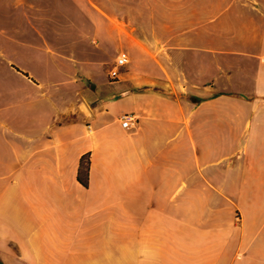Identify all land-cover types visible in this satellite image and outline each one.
<instances>
[{"label": "crops", "instance_id": "crops-1", "mask_svg": "<svg viewBox=\"0 0 264 264\" xmlns=\"http://www.w3.org/2000/svg\"><path fill=\"white\" fill-rule=\"evenodd\" d=\"M5 23L46 46L0 59L1 264H264V0H0Z\"/></svg>", "mask_w": 264, "mask_h": 264}, {"label": "rangeland", "instance_id": "rangeland-1", "mask_svg": "<svg viewBox=\"0 0 264 264\" xmlns=\"http://www.w3.org/2000/svg\"><path fill=\"white\" fill-rule=\"evenodd\" d=\"M55 24H47V26H54ZM61 43L57 44L56 41H48V44L52 48H60L63 50L71 51L73 50L75 45V42L72 40L68 41H60ZM45 41L37 40L36 43L32 44H26L23 41H20L16 37V33L12 28L11 24L5 23L0 24V59H8L13 56V54L18 51L21 48H25L28 46L34 47V48H43L45 47ZM114 58V56H113ZM112 60L108 63V66L111 65ZM106 66V68L108 67ZM107 70V69H106ZM105 70V75L109 79L107 75V71Z\"/></svg>", "mask_w": 264, "mask_h": 264}, {"label": "built area", "instance_id": "built-area-1", "mask_svg": "<svg viewBox=\"0 0 264 264\" xmlns=\"http://www.w3.org/2000/svg\"><path fill=\"white\" fill-rule=\"evenodd\" d=\"M128 62H129V56L126 53V51H124L122 49L119 50L113 58L112 65H111V68H110L109 73H108L109 76L111 78L116 77L118 75V73L120 72V70ZM119 119L121 120V124L123 126H129V125H132L136 122L135 115L130 113V112L120 114Z\"/></svg>", "mask_w": 264, "mask_h": 264}, {"label": "trees", "instance_id": "trees-1", "mask_svg": "<svg viewBox=\"0 0 264 264\" xmlns=\"http://www.w3.org/2000/svg\"><path fill=\"white\" fill-rule=\"evenodd\" d=\"M193 100H198V97L192 96ZM87 162L84 161L83 159L80 161V166L78 170V178L81 180L84 184H86V176H87ZM1 264V263H0Z\"/></svg>", "mask_w": 264, "mask_h": 264}]
</instances>
